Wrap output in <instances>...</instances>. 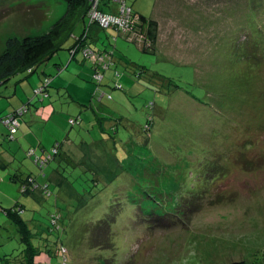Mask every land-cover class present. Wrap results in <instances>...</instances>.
<instances>
[{"label":"rangeland","instance_id":"rangeland-1","mask_svg":"<svg viewBox=\"0 0 264 264\" xmlns=\"http://www.w3.org/2000/svg\"><path fill=\"white\" fill-rule=\"evenodd\" d=\"M128 5L155 21L148 52L113 29L94 27L93 49H107L118 64L101 68L102 79H78L90 60L83 52L71 60L81 22L63 49L38 68L62 66L60 75L47 73L54 80L67 76L69 94L81 104L73 108L84 109L67 114L61 139L70 134L79 151L85 141L95 156L88 173L78 167L82 176L71 179L79 195L68 184L50 182L27 196L12 185L35 234L34 264H264V0ZM66 10L57 0H0V55L8 38L47 33ZM58 89L51 85V96ZM96 89L106 93L102 100L95 98ZM78 116L81 121H71ZM59 135L46 137L53 143ZM94 144L99 150L93 152ZM54 164L44 170L46 182ZM54 213L61 221L51 232ZM111 213L116 220L109 221L116 222L107 240L98 226ZM20 246L14 226L0 227V259L11 255V264L20 262L26 249Z\"/></svg>","mask_w":264,"mask_h":264},{"label":"trees","instance_id":"trees-1","mask_svg":"<svg viewBox=\"0 0 264 264\" xmlns=\"http://www.w3.org/2000/svg\"><path fill=\"white\" fill-rule=\"evenodd\" d=\"M57 2L63 5L65 4L67 6V10L65 15L61 19H59L47 33L29 36L23 39H19L16 37L7 39L4 52L0 55V85L7 83L16 75L24 74L25 72H28V74L30 75L36 72L41 65L48 62L58 51L63 49L64 42L73 35L75 28L81 22L83 23V32L79 37L76 38L75 44L70 50L72 53L71 60H75L78 53L83 52V55L92 61V64H89V66L93 70L92 76L101 74V68H103L105 71H109L114 67V65H116L111 58V56L113 55L111 53H108L107 49H93L94 47L89 42V38L94 27H98L99 29L105 31L113 29L119 34L120 37L122 36L124 39L136 43L138 47L145 52H148L147 44L150 42V40L155 39V21L147 20L142 15L136 13L133 10L132 6L128 5V0H125L127 7H130L132 9L133 15H135L138 19L135 25H133L131 27V30H129L128 32H123V30L117 27L105 28L98 22H91L88 17V11L91 8L92 4L91 0H57ZM113 3V1H110L109 3L107 1L102 2L101 11L104 10L105 12L107 11V13L114 15L118 14L120 5L116 3L119 8L114 9V6H110V4ZM117 39L118 38L116 37V40ZM60 71H63L62 68L59 69V72ZM114 75H119V73L116 71ZM102 76L104 78V74ZM53 79L54 77L52 75H45L41 84L33 89L31 97L28 98V100L24 104L11 111L10 113L0 116V126L6 129L5 141L15 142L17 140V135L21 127L20 119H22V117L26 114L31 115V111L35 108V106H33L35 103L38 102L43 104L47 99H50V88ZM98 84V86L102 88L103 82ZM99 89H96L94 96L96 99L99 98L102 100L103 97H105L106 93L102 92ZM79 120L81 121L80 116L74 119V121H71L75 122ZM14 121L17 122L18 125L16 127V132L12 134ZM149 122L150 120L148 121V127L146 128V131L150 132L152 129V123ZM87 144L89 145V143ZM96 145L98 146L99 144H94V146H92V148L95 147L94 151L99 150L97 149ZM61 147L62 144L58 142L54 144V146H52L49 150L40 148L37 149L33 147L27 149V158H29L38 167L41 173L43 172V176L41 175V178H44L45 183L48 184L46 185L41 183V179L37 177L36 174L25 175L24 177L15 175L13 176L12 181L18 184L22 195H34L38 187L44 188L45 185L46 188L48 186H51V184H55L56 187H61L64 184H68V187L72 189L76 195H79V191H81V189L75 188L73 185V181L71 182V179L74 178L73 180H78V178L82 176L80 172L81 170L82 173H88L91 170L88 165V161L95 156V153L93 155L91 152V157L90 155L85 156L83 159L80 158V161H78V159H67V156L64 157L63 152L61 151ZM54 149H56V152H53ZM100 149H102V146ZM32 150L34 151L33 155L30 154ZM52 161L55 162V168L52 169V173L56 171L60 176V180L57 183H54L50 180L46 182L48 176L44 173V170L51 164ZM78 167H81L82 169H80L79 171ZM77 173L79 174L77 175ZM16 177L19 178H17L16 180ZM50 182L51 184L49 185ZM46 191L47 195L45 196L47 198L52 196L53 193H51V191ZM134 202L135 200L133 201V204L131 203V206L134 205ZM25 210V206L19 202L8 209H4V213L7 215L10 223L15 227L19 236V241L22 245L19 248H26L22 250L20 262H18L19 259H16L15 264H34L33 261L35 259V256L37 255V250L32 243V239L35 234H33V232L29 229V221H27L22 216ZM110 216L112 219L116 220V216L111 213V215L106 217V219L103 220L98 226L99 230L106 233L107 240L111 239V225L116 222H110ZM49 220L51 222V225L53 226H50L49 230H51L52 232L54 228L58 229L61 217L54 213L50 215ZM92 243L95 244V247L100 246L99 243L95 241V239H93ZM13 259L14 258H11V255H4V258L0 259V263L11 264V260ZM65 261H67L66 257ZM230 264H247V262L235 261Z\"/></svg>","mask_w":264,"mask_h":264},{"label":"crops","instance_id":"crops-1","mask_svg":"<svg viewBox=\"0 0 264 264\" xmlns=\"http://www.w3.org/2000/svg\"><path fill=\"white\" fill-rule=\"evenodd\" d=\"M63 59L64 57L61 58L62 61ZM89 64H92L91 60H89L88 64H82L87 67V72L84 74L82 73V78L77 77L78 79L84 81H87L84 79L85 77L92 79L93 70ZM115 64H118V60L116 59ZM49 67V65L46 66L40 73H38L37 70L30 75L28 72L16 75L7 83L1 84L0 116L8 114L24 104L28 98L31 97L33 89L41 84L45 75L49 74L47 72L55 71L57 75L62 73V71L59 72V69L62 68L60 65H55L57 69L54 70L52 68L49 69ZM85 69L86 68H84V70ZM66 78L67 76H61L56 80L53 79L54 81H52L51 85L57 86L59 88L58 91L54 93V95L52 94L49 103L45 101L41 105L36 104L35 108L31 111V114L34 112L33 116H29L21 122V127L15 143H7V141H5L6 129L0 126V223L2 224L0 227H7L8 224L13 226L4 213V209H8L4 207L5 202L9 204L15 202L14 205L17 203V197L13 198L12 192H10L12 190V185H18L12 181L13 176L17 175L24 177L29 174L35 175L32 167L28 164L30 161L25 155L27 149L33 147L49 150L54 144L60 142L62 144L61 151L63 152V156H67V159L73 158L79 160L80 158L83 159L85 156H89V154L91 155L87 142L84 141L80 145L79 151L78 145H76L75 141L71 140L70 134H66V137L61 139V130L67 128V124H69L68 120L71 118L67 120L66 116L79 115L84 109L73 108L74 106H72V103L79 105V107H81V104L75 101L74 97L69 94V89H67L69 88L67 86L69 82L66 83ZM12 79L14 80L11 82ZM52 101L57 102V105L53 104ZM35 116H38L37 118H39V120L35 118ZM40 116L43 118L46 117L47 121L41 122L43 119H41ZM58 130L60 131V135L56 137L53 143L49 142L46 134L52 131L57 132ZM51 143L52 145H50ZM77 151L80 152L78 156L74 154V152L76 153ZM92 151L94 152L93 149ZM22 159H26L24 166L29 170L28 173L23 172L24 167L21 165ZM17 178L19 177H16V180ZM50 180L54 183L60 180V176L56 171L51 174ZM3 198H5V201H3Z\"/></svg>","mask_w":264,"mask_h":264},{"label":"built area","instance_id":"built-area-1","mask_svg":"<svg viewBox=\"0 0 264 264\" xmlns=\"http://www.w3.org/2000/svg\"><path fill=\"white\" fill-rule=\"evenodd\" d=\"M104 1H107L108 3L110 1H113L119 4V13L114 15L109 14L103 10L101 11V3ZM91 3V8L88 11L89 19L91 20V22L100 23L105 28L117 27L123 30V32H128L138 20L137 17L133 15L132 9L130 7H127L125 0H91ZM95 78L102 79V75L97 74ZM13 125L14 126L12 129V134L16 132V127L18 123L14 121ZM53 152H56V149H54ZM30 154L33 155L34 151L32 150Z\"/></svg>","mask_w":264,"mask_h":264}]
</instances>
